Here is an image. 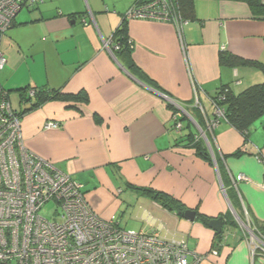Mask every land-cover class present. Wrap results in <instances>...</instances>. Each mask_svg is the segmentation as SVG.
<instances>
[{"label": "crops", "instance_id": "0c3cea01", "mask_svg": "<svg viewBox=\"0 0 264 264\" xmlns=\"http://www.w3.org/2000/svg\"><path fill=\"white\" fill-rule=\"evenodd\" d=\"M136 1L41 0L16 14L0 39L6 59L0 86L85 90L89 99L76 106L53 100L25 114L23 146L78 181L101 218L114 215L119 224H135L131 230L183 238L191 251L206 255L200 264H264L246 238L249 226L264 233L262 119L250 127L247 141L225 121L208 124L210 96L220 85L238 93L264 79L255 67L219 63L225 50L264 64V19L228 0L195 1L196 19L178 26L129 18L132 59L153 87L133 76L110 48L113 31ZM11 95L17 105V93ZM168 105L183 113L184 131L173 128ZM47 122L59 126L45 129ZM189 131L204 134L210 161L182 145ZM239 149L244 151L234 155ZM238 174L248 180L236 181ZM132 186L163 191L188 209L222 217L227 235L217 253L210 251L215 232L209 224L167 211ZM224 215L235 224L227 225Z\"/></svg>", "mask_w": 264, "mask_h": 264}, {"label": "built area", "instance_id": "2783aa9c", "mask_svg": "<svg viewBox=\"0 0 264 264\" xmlns=\"http://www.w3.org/2000/svg\"><path fill=\"white\" fill-rule=\"evenodd\" d=\"M40 1L0 0V39L22 8ZM161 1L167 0H145L131 7L127 16L170 22V14L158 8ZM5 64L0 49V70ZM58 126L44 124L45 129ZM180 127L177 122L175 128ZM240 180L248 178L239 174L236 181ZM51 201L55 209L47 218L41 210ZM246 235L252 252L260 250L264 257V234L249 226ZM210 251L217 253L215 248ZM205 256L191 251L183 238L126 230L114 215L101 218L78 181L23 146L20 119L0 90V264H200Z\"/></svg>", "mask_w": 264, "mask_h": 264}, {"label": "trees", "instance_id": "16d2710c", "mask_svg": "<svg viewBox=\"0 0 264 264\" xmlns=\"http://www.w3.org/2000/svg\"><path fill=\"white\" fill-rule=\"evenodd\" d=\"M145 0H137L129 9ZM197 0H167L166 3L162 1L158 4L160 10H165L170 14V22L176 20L192 21L195 20L194 15V3ZM220 1V0H215ZM239 1L245 3L255 19H264V1L263 0H228ZM38 4H34L31 7H37ZM25 7V8H31ZM128 9V10H129ZM127 10V11H128ZM127 11L123 14L120 24L113 31L111 36L112 45L110 48L117 58L126 65L128 71L141 81L154 87V83L139 69L132 59V42L127 35ZM13 24V23H12ZM11 24V26H12ZM10 26V27H11ZM219 63L230 67L235 66H252L257 68L264 75V64L259 61H252L241 58L237 55L229 53L225 50L219 52ZM0 90L5 93L8 100L10 92L17 93V105L12 107L13 113L21 119L25 114L41 107L43 104L53 100H59L69 103L70 106H76L77 104H87L89 102L88 95L85 90H79L76 93H64L61 88H53L48 85H41L35 87H23L13 90H7L0 86ZM212 105V119H209V123H220L225 121L233 128H235L244 138L248 140L250 127L259 119H262V126L264 128V79L261 82L251 84L238 93H234L228 84L220 85L217 91L210 96ZM12 106V105H11ZM173 111L172 125L176 131H184L182 119L183 113L178 116L179 110L173 106L168 105ZM220 111V115L217 113ZM177 122L181 123L179 129L175 128ZM208 123V124H209ZM182 145L184 147L193 149L195 154L206 161H210L208 149L204 141L197 134L189 131L186 134H182ZM244 150L239 149L235 151L234 155H239ZM132 189L136 190L141 195H146L150 199L157 202L161 207L167 211L178 214L183 217V213L188 209L180 201L173 196L153 189L151 187H139L132 186ZM195 219L198 220L204 226H208L212 217L206 216L198 211H195ZM225 222L227 225L235 224L233 220H228L226 215ZM229 222V223H228ZM226 227V226H225ZM257 229V227H255ZM258 230V229H257ZM259 231V230H258ZM262 233V232H261ZM264 234V233H263ZM225 232L222 229L220 233L214 234V240L212 247L218 249L223 243Z\"/></svg>", "mask_w": 264, "mask_h": 264}, {"label": "rangeland", "instance_id": "374dc122", "mask_svg": "<svg viewBox=\"0 0 264 264\" xmlns=\"http://www.w3.org/2000/svg\"><path fill=\"white\" fill-rule=\"evenodd\" d=\"M23 9H24V8H23ZM23 9H21V11H22ZM23 11H25V10H23ZM22 13H23V12H22ZM10 100H11L12 107H13V106L15 107V106H16V105H15V98H14L13 95L10 96ZM209 127H210V128H213L214 126L211 125V126H209ZM203 135H204V134H202V132H201V137H202ZM199 137H200V136H199ZM203 137H204V136H203ZM238 175H239V174H238ZM236 177H237V176H236ZM236 177H235V179H236ZM246 177H247V176H246ZM54 209H55V203L51 201V202L46 203V204L43 206V208H42V210H41V213L44 214L47 218H51ZM117 215H118V214H117ZM239 221H240V220H239ZM119 226L122 227V228H124V229H126V230L131 229V228H135V227H134L135 224H132L131 222H130L129 224H123V223H120ZM250 227H251V226H250ZM251 228H252V227H251ZM225 235H227L226 231H225ZM11 264H15V263L12 262Z\"/></svg>", "mask_w": 264, "mask_h": 264}, {"label": "water", "instance_id": "95a60500", "mask_svg": "<svg viewBox=\"0 0 264 264\" xmlns=\"http://www.w3.org/2000/svg\"><path fill=\"white\" fill-rule=\"evenodd\" d=\"M183 217L186 220L193 221L195 218V211L193 209H187L183 213ZM209 227L215 232L220 233L222 231L223 222L222 217H217L215 219H211L209 221Z\"/></svg>", "mask_w": 264, "mask_h": 264}]
</instances>
